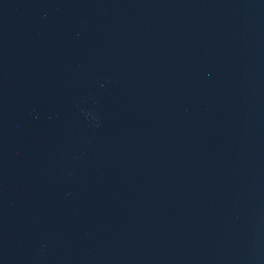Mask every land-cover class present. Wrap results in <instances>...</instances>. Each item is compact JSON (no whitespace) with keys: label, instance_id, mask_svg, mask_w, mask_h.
<instances>
[{"label":"water","instance_id":"water-1","mask_svg":"<svg viewBox=\"0 0 264 264\" xmlns=\"http://www.w3.org/2000/svg\"><path fill=\"white\" fill-rule=\"evenodd\" d=\"M0 264H264V169L0 159Z\"/></svg>","mask_w":264,"mask_h":264}]
</instances>
